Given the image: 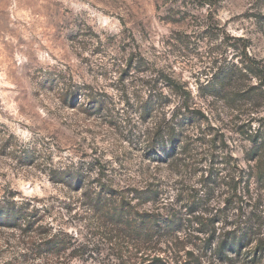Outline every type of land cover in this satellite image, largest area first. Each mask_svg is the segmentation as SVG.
I'll return each instance as SVG.
<instances>
[{"label": "rangeland", "instance_id": "1", "mask_svg": "<svg viewBox=\"0 0 264 264\" xmlns=\"http://www.w3.org/2000/svg\"><path fill=\"white\" fill-rule=\"evenodd\" d=\"M224 69L234 74L215 97ZM261 81L264 0H0V205L29 214L0 222V264H149L155 249L119 237L96 193L163 216L182 206L184 219L192 194L223 208L220 174L250 164V112L264 123V100L240 88ZM187 96L208 120L178 128L173 156L153 151ZM55 233L64 245L51 252L42 241ZM164 240V255L193 248Z\"/></svg>", "mask_w": 264, "mask_h": 264}, {"label": "trees", "instance_id": "2", "mask_svg": "<svg viewBox=\"0 0 264 264\" xmlns=\"http://www.w3.org/2000/svg\"><path fill=\"white\" fill-rule=\"evenodd\" d=\"M240 71L256 74L253 69H250V66H242ZM233 74L228 69L219 72V84H216L213 90H211L212 86H209V91L216 94L215 97L226 92ZM263 86L261 81L248 90L241 88L240 90L251 94L253 92L251 97L256 96L253 99L261 98L262 101L264 100ZM188 96L184 98L179 108L184 110L181 123L174 122L173 120L176 118H170L167 123L165 120V123H161L160 128L158 126L160 132L155 134L159 136L152 141L148 140V143L152 145L151 149L154 147L153 151L166 157L173 156V143L176 142L175 136H178V128L185 123L190 124L202 119L208 120L203 108L193 106L194 103ZM144 107L143 110L150 108L146 104ZM215 110L217 109L213 111ZM253 113L254 111H251L249 114L248 127L244 132L246 137L252 141L248 153L250 161L248 168L245 169L237 163H233L230 164L228 175L220 174V182L228 186V195L230 196L225 199L223 208H211L207 197L192 194L185 204L186 213L184 215L189 216L184 219L181 216L183 213L180 212L182 206L179 208V212L172 210L173 212L165 213L166 216H163L159 210L149 213L143 211L138 206L140 204L132 205L124 195L111 203L101 194L96 193L94 199L96 211H101L102 215L115 227V231L121 233L119 237L128 236L133 240L139 239L142 245L140 249H144V246L149 243L146 248L158 250V252L154 250L155 253L150 251L146 256L145 260H150L149 264H212V259L228 264H264V123H261V117L252 115ZM174 116L176 117V114ZM254 121L259 122L255 128H253ZM240 128L243 129V126ZM166 135L169 141L165 139ZM163 141L166 144L161 146ZM216 157L215 152L211 151L209 158L213 162L212 166L217 164ZM227 157L225 154L221 156V165H228V161H224ZM225 169L224 167L220 168L221 171ZM210 173L208 175H211ZM107 191L112 195L110 190ZM152 191L155 195V202L163 198V189L156 186ZM118 199L119 202H117ZM16 207L17 203L14 200L5 201L0 205V222H3L5 226L16 227L13 220H22L23 216L29 215L26 214V207L21 209ZM231 211L234 212L230 213ZM229 218L233 221L229 222ZM220 222L223 223V227L219 231L217 223ZM21 223L27 225L29 221L23 220ZM167 235H171L172 240H169ZM49 237L48 241L46 239L42 242L49 244L51 252L55 248L63 247L64 241L58 238L56 233ZM165 238L166 241H173L175 244H185L184 239H186L193 248L185 250L184 254L180 253V248L171 254L164 255L162 254L165 251L163 247L157 248V246L162 244ZM119 244V242L116 243L117 246ZM209 258L211 260L207 261Z\"/></svg>", "mask_w": 264, "mask_h": 264}]
</instances>
